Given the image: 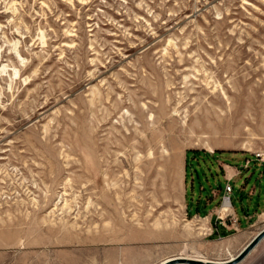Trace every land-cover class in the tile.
<instances>
[{"label": "rangeland", "instance_id": "obj_1", "mask_svg": "<svg viewBox=\"0 0 264 264\" xmlns=\"http://www.w3.org/2000/svg\"><path fill=\"white\" fill-rule=\"evenodd\" d=\"M263 206L264 0H0V264L226 261Z\"/></svg>", "mask_w": 264, "mask_h": 264}, {"label": "crops", "instance_id": "obj_2", "mask_svg": "<svg viewBox=\"0 0 264 264\" xmlns=\"http://www.w3.org/2000/svg\"><path fill=\"white\" fill-rule=\"evenodd\" d=\"M188 161V168H189V158L187 157ZM220 168H223L224 172L221 173V180L217 184L216 188L211 189V193L206 198H202L197 202L193 203L190 202L188 199V170L186 171V179H187V188L185 192V207H186V216L195 215L196 217L202 218V215H206L205 217H209L210 221L214 220L213 225L211 224V232H219L222 230L226 232L230 230L228 222L226 221L227 218L230 216V211L223 216L222 210L224 207V203L222 200L226 196L225 187L226 185H231L234 180L237 179L238 174L241 173L239 171V167L236 165L222 162L220 163ZM234 188L230 196L234 193ZM242 191V190H241ZM231 199V198H230ZM221 202V208H218V204ZM231 203V201H230ZM231 207L234 211V215L236 216L237 210L234 208L233 204L231 203ZM249 214H245V218H251ZM241 226V223L238 224Z\"/></svg>", "mask_w": 264, "mask_h": 264}, {"label": "water", "instance_id": "obj_3", "mask_svg": "<svg viewBox=\"0 0 264 264\" xmlns=\"http://www.w3.org/2000/svg\"><path fill=\"white\" fill-rule=\"evenodd\" d=\"M264 239V229L260 231L249 244L240 252V254L233 260L226 261H210L204 263L203 261L193 259H175L171 264H239L252 250Z\"/></svg>", "mask_w": 264, "mask_h": 264}, {"label": "bare ground", "instance_id": "obj_4", "mask_svg": "<svg viewBox=\"0 0 264 264\" xmlns=\"http://www.w3.org/2000/svg\"><path fill=\"white\" fill-rule=\"evenodd\" d=\"M230 209H231V203L229 200H226V202L224 203L223 210H222L223 215H225L227 212H229ZM235 258H236V256H231V258L229 260H233ZM175 259H193V260L203 261L204 263L210 262V260H208V259H199V258H194V257L182 256V257H178V258L167 259L160 264H171Z\"/></svg>", "mask_w": 264, "mask_h": 264}, {"label": "built area", "instance_id": "obj_5", "mask_svg": "<svg viewBox=\"0 0 264 264\" xmlns=\"http://www.w3.org/2000/svg\"><path fill=\"white\" fill-rule=\"evenodd\" d=\"M249 162H250L249 160L246 162V166H248ZM232 191H233L232 186L231 185H226V187H225L226 196L224 197V202L223 203H225L226 200L231 201L230 194L232 193ZM260 216H262V218L264 220V206H263V210H262Z\"/></svg>", "mask_w": 264, "mask_h": 264}, {"label": "trees", "instance_id": "obj_6", "mask_svg": "<svg viewBox=\"0 0 264 264\" xmlns=\"http://www.w3.org/2000/svg\"><path fill=\"white\" fill-rule=\"evenodd\" d=\"M191 151H193V152H198L197 149H192V150H190L189 152H191ZM189 152H188V154H189ZM203 152L206 153V151H203ZM217 152H225V151H222V150H217V151H215V153H217ZM186 170H188V161H187V159H186ZM191 216H193V215H190V217H191ZM215 234H216V233H215ZM224 235H228V233H227V232H224Z\"/></svg>", "mask_w": 264, "mask_h": 264}]
</instances>
